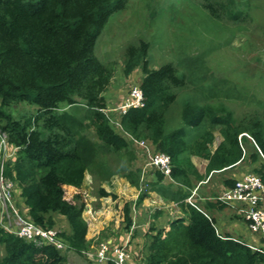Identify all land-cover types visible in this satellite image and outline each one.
<instances>
[{
  "label": "trees",
  "instance_id": "16d2710c",
  "mask_svg": "<svg viewBox=\"0 0 264 264\" xmlns=\"http://www.w3.org/2000/svg\"><path fill=\"white\" fill-rule=\"evenodd\" d=\"M200 1L215 19L250 18L248 3ZM128 2L0 0V129L8 134L10 145L18 147L5 162L4 175L15 184L14 198L22 201L19 212L43 228L57 229V217L64 218L69 231H60V237L66 250L83 255L93 238L84 217L85 178L89 174L94 181L105 182L119 174L140 190L137 203L150 191L176 208L168 231L153 223L142 236L140 264H264V238L262 250H253L245 241L220 233L209 209L228 206L218 198L216 203L212 199L199 203L197 191L193 194L197 183L245 159L254 168L228 176L224 191L246 173L264 181V115L256 110L236 117L223 103L211 101L217 83L208 85L212 98L204 94L187 99L177 115L179 90L195 74H179L172 64L151 68L150 44L144 40L127 47L123 70L129 77L141 69L137 86L145 105L117 116L110 112L107 91L114 72L100 61L95 48L111 15ZM23 103L34 106L35 113L17 118L16 106ZM62 104L71 109L60 111ZM80 106L85 108L81 115L74 112ZM112 121L119 122L120 131ZM214 128H219L222 140L212 149ZM134 140H147L155 152L170 156L171 179L156 170V180L147 187L142 169L132 168L138 151ZM243 142L252 148L249 155ZM112 156L117 159L114 168L109 165ZM194 156L207 161L205 175L193 163ZM98 196L115 197L103 186ZM191 196L192 203L187 201ZM123 214L128 231L133 226L132 203L124 205ZM0 247L4 249L0 264H68L67 253L50 245L38 247L3 225Z\"/></svg>",
  "mask_w": 264,
  "mask_h": 264
},
{
  "label": "rangeland",
  "instance_id": "374dc122",
  "mask_svg": "<svg viewBox=\"0 0 264 264\" xmlns=\"http://www.w3.org/2000/svg\"><path fill=\"white\" fill-rule=\"evenodd\" d=\"M237 1L241 5L250 4V18L242 17L236 21L215 19L204 9L200 0H129L125 9L113 13L99 35L95 48L100 61L110 66L114 72L107 91L109 107L118 109L117 105L121 99L129 93L131 88L139 85L142 78L141 69L135 70L129 77L124 74L123 69L127 47L132 44L137 45L144 40L150 44L147 60L151 68L172 64L178 69L179 74L186 76L189 72L195 74L189 76L194 77L187 82L185 88L179 90V98L174 110L177 115L180 114V108L187 99L201 97L204 94L207 98L214 97L211 101L215 103H223L236 117H243L256 110L264 115V0ZM197 62L200 64L199 68H197ZM191 68L196 69L192 72ZM200 75H204V78H199ZM214 83L217 84L212 96L208 91V85ZM70 109L66 104L60 107V111ZM84 109L80 106L74 108V112L81 115ZM34 113V106L23 103L16 106L14 115L21 118ZM114 115L117 116L119 113L114 112ZM115 129L120 131L118 127ZM214 132L215 141L212 149L222 140L219 128H214ZM90 133L91 137L96 139L93 129H90ZM243 146L249 155L251 146L247 147L245 144ZM135 152L136 158L132 168L141 169L140 166L145 161L140 156L139 150ZM116 160L112 156L109 165L116 167ZM253 168L248 159H245L237 167L213 177L209 183H212L211 187L218 190L213 195L212 202L216 203V198L223 193L228 176ZM148 172L154 174L153 170ZM146 183L150 189L151 183L148 181ZM101 186L113 193L115 197L101 200L98 196ZM140 194L138 188L132 186L119 174L110 175L105 182L94 181L89 174L86 176L82 187V198L86 200V208H90L87 210L89 213V215L86 214L87 219L88 216L93 217L90 215L92 211L99 210L96 207L106 209L100 214V219L104 217L106 221L102 222L103 228H95L94 225H90L93 224L91 219L88 220L90 222L88 236L92 238L91 235H93L88 253H95L99 243L105 240L115 239V243H124L126 239H131L128 245L131 252L133 250L135 252L131 254L129 264H140L145 241L135 232L133 236L126 237L125 233L132 232V229L125 230L123 221L124 205L132 203L133 206H137ZM149 197H151L150 191ZM196 201L200 203L202 200L197 198ZM16 202L17 206L18 201ZM104 203L112 205L113 212H116V216H113L116 218L111 219L113 216H109L107 211L109 207L106 208ZM157 203L172 212L171 203H166L159 198ZM155 210L158 209L154 208L153 211ZM144 221L147 222V219ZM56 228L60 231H69L67 222L59 216ZM86 253L81 257L78 255L80 262L74 263L71 260L70 264H99ZM3 254L4 249L0 247V257Z\"/></svg>",
  "mask_w": 264,
  "mask_h": 264
},
{
  "label": "built area",
  "instance_id": "2783aa9c",
  "mask_svg": "<svg viewBox=\"0 0 264 264\" xmlns=\"http://www.w3.org/2000/svg\"><path fill=\"white\" fill-rule=\"evenodd\" d=\"M144 105L143 91L140 87L135 86L130 89L118 109L113 107L109 111L121 113L130 108H140ZM112 122L120 129L119 122ZM134 145L145 161L143 172H146V169L158 170L166 178L171 179L172 165L169 155L163 152H155L147 140H134ZM17 149L18 147L10 145L8 134L0 129V224L16 236L31 241L38 247L50 245L64 251L67 249V244L61 239L60 230L37 226L31 219L21 214L16 206L15 184L5 177L4 165L7 160L15 155ZM196 191L197 189L193 191V194ZM192 198L193 196L189 197L187 201L192 203ZM218 200L234 209L235 213L246 221L252 235L264 238V181L260 175L246 173L236 181L232 188L226 189L218 197ZM248 246L253 250H262L256 244L248 243ZM86 254L99 264L109 262L129 264L128 261L131 258L128 242L118 244L111 239L100 242L95 253L87 252Z\"/></svg>",
  "mask_w": 264,
  "mask_h": 264
},
{
  "label": "crops",
  "instance_id": "0c3cea01",
  "mask_svg": "<svg viewBox=\"0 0 264 264\" xmlns=\"http://www.w3.org/2000/svg\"><path fill=\"white\" fill-rule=\"evenodd\" d=\"M126 96L121 99V101L119 102L118 105H121L124 102ZM192 161L198 167L201 174L205 175L207 161L205 159H203L201 157H197V156H194L192 158ZM140 168L142 170L144 169L143 164L140 166ZM149 170L150 169H148V170L146 169V172H143L144 178L149 183H154L157 176H156V174L149 173L148 172ZM237 173H238V176L241 175L240 171ZM217 174H219V172H214L211 175V177L209 176V178L207 180H205L203 182H199L195 186V189H197L196 199L198 196L204 204L207 202L206 200L213 199V195H215L217 190H218V188L211 187L212 183L211 184L209 183L212 181L211 179L213 177L217 176ZM174 188H176V185H174ZM157 198L162 199L155 192H151V197L148 196L146 199H144L137 206H133V226L131 227L132 232L130 231L128 233H125L126 237L131 236V235L133 236V232H135L136 235H137V233L139 234L140 239H143L142 236L148 231V229L151 227V225L153 223L156 224L157 226L163 227L165 229V231H168L170 229V225H169L168 221L170 219H172V217L175 215L176 208L173 204H171L173 213L171 211H168L167 209H165V207L158 205L159 203H157ZM18 202L20 203L19 204L20 206H23L22 201L20 202L18 199ZM105 204L106 203H104V205ZM111 206L112 205H110L108 203L105 205L106 208L109 207L107 209V211L110 214L109 216H113V215L116 216V212H113V209ZM96 208L99 210L94 211L95 215H94V212L92 211L90 215H92L93 217L90 218L88 216V219H87V215H89V213L87 212V210H90V208H86V211L84 213V217L86 218L87 221L91 219V222H93V224H90V225H94L95 228H103L104 224L102 222H106V221H105V219H103L104 217H102L100 219V216H101L100 214H102V212H105L106 209L105 208L100 209L98 207H96ZM154 208H156L158 210L153 211ZM0 211H1V204H0ZM148 211H150V212L147 213ZM157 212H159V215L157 218H155L154 216H156ZM209 212H210L211 216L215 218L216 226H217L218 231L220 233L226 234V235H231L233 237H236V238H239V239L245 241L246 243L256 244V245L260 246V243H261L260 237H258L256 235H252L250 233V231H248L249 229H247L248 227H247L246 221L242 217L236 215L234 209L229 208V207L219 208V206L216 205V206H213L212 208H210ZM114 216L111 219L116 218ZM139 217H140V220H139ZM144 219L145 220L147 219V222L144 221ZM133 229H136V230H133ZM91 237H93V235H91ZM111 240H113L115 242V239H111ZM130 240L126 239L125 242H129V245H130ZM133 252H135V250H133ZM78 255L81 257L80 254H77L73 251H68L67 252L68 263L70 264L71 260H73L74 263H76L77 261L80 262V258H78Z\"/></svg>",
  "mask_w": 264,
  "mask_h": 264
}]
</instances>
